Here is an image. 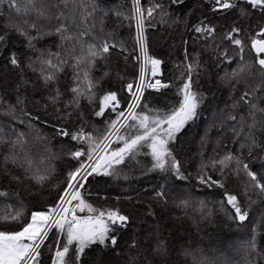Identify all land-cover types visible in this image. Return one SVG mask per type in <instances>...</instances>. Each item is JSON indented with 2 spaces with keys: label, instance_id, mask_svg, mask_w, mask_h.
<instances>
[{
  "label": "trees",
  "instance_id": "obj_1",
  "mask_svg": "<svg viewBox=\"0 0 264 264\" xmlns=\"http://www.w3.org/2000/svg\"><path fill=\"white\" fill-rule=\"evenodd\" d=\"M84 2L87 4L88 0ZM153 3L162 4L167 15L161 19V10H157L151 20H146L144 36L148 55L161 61L157 75L168 87H145L141 106L136 112L152 116L156 110L168 111L174 105L178 107L182 98L177 95V88L182 86L181 74L188 63L198 61L199 67L192 77L193 91L204 96L197 109L198 118L178 132L175 140L168 145L187 179H177L174 174L165 178L159 171L145 174L146 168L151 167L152 157L143 154L150 152L144 147L135 159L126 158L124 164L116 165L121 173L118 178L94 174L88 181L82 182L84 187L80 193L86 203L101 211L118 210L128 216L129 221L123 228L113 226L117 227L118 245L115 249L92 245L85 249L80 264H264V201L251 188L245 194L244 182L248 178L243 173L239 177L229 174L224 178L227 191L237 195L238 201L249 210V219L243 226L229 218L233 210L226 203L225 189L215 185L208 187L198 181L201 174L213 180L222 179L218 170L220 166L213 167V161L227 152L248 157V147L241 148L242 142H248L243 134L237 137L233 129L241 127L242 116L247 118L248 105L241 100L246 92L253 102L264 108V78L255 69L251 75L245 74L238 81L222 77L237 68L241 56L244 61H255L257 54L251 43L254 38L264 39V11L252 8L243 0H236L237 6L231 9H220L214 0H186L179 6L171 4L170 0H142L145 8ZM96 4L98 9L94 17L87 21L88 25L95 23V28L91 35L83 38L84 48L90 43L99 47L104 41L115 43L117 47L110 49L103 58H96L90 70L92 81L99 82L94 89L96 96L92 102L82 96L79 107L69 102L74 95L70 91L72 87L77 84L81 88L86 87L82 79L74 81L76 69L71 67L75 63L73 57L81 54V46L76 44L75 51H71L74 40L62 41L60 35L53 34L34 41L35 48L40 51L30 49L24 37L7 27L19 23L26 28L22 23L24 18L10 13L6 4L3 7L0 34L7 33V41L0 46V97L6 103L0 105V112L6 110L8 103L16 104L17 96L24 103L17 106L16 116L19 119L0 115L2 134L9 140V143L0 145V191L8 193L7 196H0V216L22 212V224L30 221L32 212L55 207L67 186V174L80 166L79 161L69 153L87 149V144L77 143L71 136H59L57 130L64 128L74 133L83 128L93 136L101 135L108 122L117 120V112L124 111L132 98L127 84H137L141 65L140 59H136L140 57V47L135 39L137 30L131 15L132 0H96ZM241 7L246 9L247 14L241 13ZM116 12L121 15L117 16ZM79 21L78 10L76 21L69 22V33L66 35L77 33L76 24ZM55 26L53 21L45 23L44 28L54 33ZM198 26L213 27L214 34L196 32ZM84 27L80 25L81 29ZM234 28L239 32H232ZM228 33L242 40L243 52L240 46L226 38ZM30 34L35 35V32ZM121 44L126 51H121ZM11 52L17 54L20 67L8 62ZM49 53H59L60 58L68 63L63 71L56 73L54 82L45 84L37 58H51L54 64L57 63L56 57H49ZM261 56L264 57V54ZM33 68L36 70L33 71ZM80 76L83 77L82 71ZM57 88L61 95L53 104L50 97L56 95ZM108 92L117 94L119 105L116 111L107 108L103 116H96L99 98ZM20 109L40 117L33 124L38 126L39 134L48 137L47 141L37 139V129H29L26 123L19 122L20 119L28 120ZM233 116L235 119L230 118ZM257 121L253 132L259 143L264 141V113L257 114ZM247 130L245 126V132ZM20 133H24L25 143L22 151L17 148V153L33 161L29 171L11 161H4L10 154V142ZM115 145L112 144L110 149ZM80 160L87 162L86 157ZM245 162H249L253 171L264 172V150L253 149L252 157ZM37 169L47 176L42 185L32 178ZM16 176L20 177L18 181L13 179ZM161 185L167 188L166 202L153 199ZM250 200L253 203L250 204ZM221 201H225L223 206ZM73 202L75 205L78 203ZM182 202H187L188 206H181ZM149 211L154 214L149 215ZM77 212L83 217L95 215L87 208L83 211L77 208ZM21 224L0 223V230H20ZM64 238L57 228L49 231L41 248V264H52L57 245L62 246ZM161 238L167 248L165 256L153 251L156 241ZM253 240L254 249L250 244ZM133 241L136 247H131ZM186 251L190 254L185 255Z\"/></svg>",
  "mask_w": 264,
  "mask_h": 264
},
{
  "label": "snow or ice",
  "instance_id": "obj_2",
  "mask_svg": "<svg viewBox=\"0 0 264 264\" xmlns=\"http://www.w3.org/2000/svg\"><path fill=\"white\" fill-rule=\"evenodd\" d=\"M244 3L251 5L254 9L264 11V0H243ZM171 4L183 5L186 0H170ZM216 6L220 9H231L237 6L236 0H214ZM7 5L9 12H14L18 17H23L22 27L19 23L9 24L7 27L11 28L18 35L25 38L27 41V47L30 49L40 51L35 48L34 41L43 39L45 36L58 34L61 40H74L73 48L71 51H75V45L81 46V54L73 57L75 63L71 65L76 71L74 72V81L83 80L86 83L85 88H81L79 84L72 87L70 91L74 94L70 104L79 107L80 98L86 96L89 102L95 98L96 94L94 89L99 86V82H93L90 77V70L95 64L97 57L103 58L105 54L110 52V49H115L117 45L115 43L102 42L99 47L96 44H88L87 48H84L85 36L92 34V29L95 28V23L88 25L89 18L94 17L95 12L98 9L96 0H88L85 4L84 0H0V16L4 15L3 7ZM72 5L70 8L69 5ZM164 6L160 3H153L151 6L145 8L142 6V0H132V18L136 23V43L140 47L141 56L143 57L144 64L141 66V82L135 84L136 93H133V101L128 105V114L126 115L123 110L117 112L118 119L115 121H109L108 126L104 133L98 136H93L91 133H86L83 128L78 132L69 133L64 128H59L56 132L59 136H71L73 141L77 143L87 144V149H77L69 154L77 159L80 166L75 170L70 171L67 174L66 188L63 194L59 197L60 202L55 207L48 209L47 211H35L31 214L30 221H26L21 224L23 219V213L17 212L14 215H2L0 216V223H17L21 224L20 230H0V264H41V248L44 245L45 240L48 238L49 230L52 228L59 229V234L66 237L64 243L57 245L55 253V259L52 264H80V258L85 253L86 248H90L92 245L98 244L104 246V248L115 249L118 245L117 227H126L129 221V217L120 214L118 210H105L101 211L94 208L92 204L86 203L81 197L80 189L84 187V183L88 181L89 177L95 175L114 176L119 177L120 171L117 170L116 165L125 163V159H135L140 154V149L147 147L150 152L143 153L144 155H150L152 157V164L150 168H146L145 174L148 172L159 171L167 178L169 174H174L177 179L185 180L187 177L181 171V165L173 156L172 150L169 148V142L174 141L176 134L180 132L190 122H194L198 118L197 109L203 103L204 96L202 93L193 91V73L196 68L199 67L198 61L188 63L185 66V71L181 74L182 86L177 88V95H181L182 98L178 101V107L175 105L168 111L156 110L155 115L149 116L146 114L137 113L136 108L140 107V100L145 87H168L167 84H161L160 80H156L155 84H144L143 73L144 67L147 64L152 65V73L155 75L161 64L159 59H154L148 55L146 38L144 36V28L146 20H151L157 10L160 11L161 19L167 15L163 11ZM90 9V10H89ZM79 10L80 21L76 24L78 29L75 35H66L69 33L70 23H75L76 15ZM242 14H247L246 9L241 7ZM117 16H120V12H116ZM34 17V19H29ZM56 22L54 33L51 30H45V23L51 24ZM103 21L101 20V24ZM80 25H84V29L80 28ZM34 31L35 35H31L30 32ZM196 32H203L208 35L214 34L213 27H196ZM232 32H239V29H233ZM264 34V30H262ZM95 39V37H93ZM234 45L240 46V51L243 52L242 40L236 38L232 33H228L226 36ZM7 33L0 34V46L6 44ZM251 47L255 50L257 56L255 61H244L241 56V63L231 73L226 74V77L222 79L239 80L245 74L251 75L253 69L256 73L264 78V39H252ZM121 51H126L123 44L120 45ZM2 54V53H0ZM55 56L57 63H53L51 58L37 59L41 63V76L43 77L45 84L54 82L57 79L56 73L63 71L64 65L68 63L67 60L61 59L59 53H49V57ZM43 56V52H41ZM187 58V57H186ZM8 62L14 67H20V60L15 52H11L8 56ZM31 59V58H29ZM127 59V57H126ZM137 60L140 57H136ZM34 63V62H31ZM30 63V66H31ZM195 65V66H194ZM46 66V67H45ZM86 66V67H82ZM53 69L54 71H48ZM36 69L33 68V71ZM83 72L81 78L80 72ZM107 75V73H105ZM186 77V78H185ZM133 83L127 84L129 92L133 90ZM61 93L59 89H56V95L50 97L51 102L55 104L60 97ZM241 100L248 105L247 118L241 117V127L236 130L233 129L235 135L239 137L244 135L245 141L248 143H241V148L248 147V157H244L240 154H234L232 152L225 153L222 157L213 161V167L219 165V171L221 172L222 179L213 180L206 174L198 176V181L201 184H205L208 187L215 185L218 188L225 189L224 195L226 197L227 205L231 206L233 212L229 218L238 221L241 226L245 221L249 219V210L243 206L237 198V195L231 194L227 191L224 184V178L229 174H235L237 177L243 173L248 179L244 182L245 194L249 188L256 191L258 198L264 201V172L253 171L249 162H245L253 155V149L260 148L264 150V141L257 142L253 130L257 126V114L264 113V108H261L258 103L252 101L249 97V93H245ZM6 102L0 97V105ZM24 101L20 96H17L16 104H7L6 110L0 112V115L10 116L13 119H19L16 116L17 106L23 104ZM119 101L117 100V94L115 92H108L99 98V111L95 112L96 116H103L107 108H111L112 111H116ZM23 116H27L28 120L20 119V123H26L29 129H37V139L40 141H47L48 137L39 134L38 126L33 124V121H39V116H32L31 113L20 109ZM70 115V114H69ZM124 118V122H121L119 118ZM235 119V117H230ZM131 119L135 123H128ZM250 121V122H248ZM119 124V127L117 125ZM166 126V127H165ZM245 126L247 132H245ZM124 130V134H121V130ZM2 128H0V145L9 143V140L2 134ZM115 135L118 141H122L123 146L117 147L110 153L107 151L112 141L111 137ZM11 143L10 154L4 158L5 163L11 161L13 164L19 167H24L25 171L32 169L33 161L29 158L18 155L17 148L22 151L25 143L24 133H20L17 138ZM81 157H86L87 162L80 160ZM227 169V173L225 172ZM33 179L36 183L43 184L47 179V176L41 174L39 169L34 173ZM127 179V176L124 177ZM14 180H19L20 177H13ZM7 192L0 191V196H7ZM167 188L163 185L160 186V190L156 191L153 199L159 201L167 200ZM72 201H78L75 207L69 209L65 207L66 204H71ZM225 201H221L223 206ZM253 201L250 200V204ZM183 207H187V202H182ZM76 208L83 211L85 208L89 212L94 213V216H89L86 220L78 219L75 215L71 220L67 219L66 214L70 211L75 212ZM149 211V215H153ZM65 223L67 228L65 229ZM27 241V242H26ZM251 247L255 248V241L250 242ZM74 245V247H73ZM137 244L133 241L131 247H136ZM71 248V254H70ZM155 254L165 256L167 254V248L164 240L158 239L156 241ZM187 251L185 255H189ZM195 259V258H194Z\"/></svg>",
  "mask_w": 264,
  "mask_h": 264
},
{
  "label": "rangeland",
  "instance_id": "obj_3",
  "mask_svg": "<svg viewBox=\"0 0 264 264\" xmlns=\"http://www.w3.org/2000/svg\"><path fill=\"white\" fill-rule=\"evenodd\" d=\"M139 55H140V53H139ZM141 58V57H140ZM143 58V57H142ZM144 64V60H142V62H141V65H140V70H141V66ZM150 64V63H149ZM149 64H147L145 67H144V73H143V78H144V74H145V70L146 69H149ZM152 66V65H151ZM152 69V68H151ZM159 71V70H158ZM141 72V71H140ZM140 76V75H139ZM138 80H139V78H138ZM128 123H132L131 122V119H129L128 121H127ZM133 123H135V122H133ZM121 134H124V130L122 129L121 130ZM114 138V139H113ZM113 138H111V140H112V143H111V145H110V147L112 146V144H116L115 145V147H112L111 149H110V147L108 148V152L110 153L112 150H114V149H116L117 147H121V146H123V144H122V141H118L117 140V138H116V136L114 135V137ZM77 204V203H76ZM65 207H67V208H69V209H71V208H73V207H75V204H74V202L72 201V203L71 204H66L65 205ZM73 215H75L78 219H81V220H86L88 217L87 216H82V215H80V214H78V212H77V208H76V210H75V212L74 213H72L71 211L69 212V213H67L66 214V216H67V219L68 220H71L72 219V216ZM67 228V224L65 223V229ZM50 231V230H49ZM65 239H66V237L63 239V243H64V241H65ZM27 242V241H26ZM62 243V244H63ZM73 247H74V245H73ZM70 254H71V248H70ZM221 257H223V255L221 256Z\"/></svg>",
  "mask_w": 264,
  "mask_h": 264
},
{
  "label": "built area",
  "instance_id": "obj_4",
  "mask_svg": "<svg viewBox=\"0 0 264 264\" xmlns=\"http://www.w3.org/2000/svg\"><path fill=\"white\" fill-rule=\"evenodd\" d=\"M140 49V48H139ZM140 62H142V60H143V58H142V56H141V52H140ZM141 71V70H140ZM158 73V72H157ZM157 73L155 74V75H153V73H152V69H146L145 70V74H144V78H143V81H144V84L145 85H147V84H149V83H151V84H155V81L156 80H160L161 81V84H165L159 77H158V75H157ZM141 82V72H140V76H139V80H138V82L137 83H140ZM151 88H154V89H160L161 88V86H159V85H157L156 87H151ZM144 91V90H143ZM131 95H132V98H131V100H130V102H129V104L130 103H132V101H133V93H136V89H135V86L133 87V90H132V92H129ZM137 95H140V93H136ZM143 94V93H142ZM128 104V105H129ZM136 110H137V108H136ZM135 110V111H136ZM124 112H125V114L127 115L128 114V106L126 107V109L124 110ZM120 119V121L121 122H124V118H119ZM117 127H119V124L117 125ZM114 137V135L111 137V138H113ZM110 138V139H111ZM114 139V138H113ZM112 139V140H113ZM111 140V141H112ZM65 206V205H64Z\"/></svg>",
  "mask_w": 264,
  "mask_h": 264
}]
</instances>
